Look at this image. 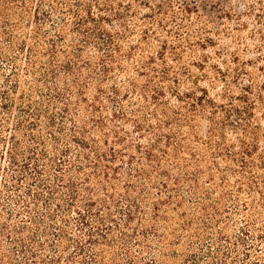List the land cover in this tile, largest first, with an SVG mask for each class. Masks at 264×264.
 <instances>
[{"label":"trees","instance_id":"16d2710c","mask_svg":"<svg viewBox=\"0 0 264 264\" xmlns=\"http://www.w3.org/2000/svg\"><path fill=\"white\" fill-rule=\"evenodd\" d=\"M221 4L0 0V264H264V84L206 52L264 0Z\"/></svg>","mask_w":264,"mask_h":264},{"label":"rangeland","instance_id":"374dc122","mask_svg":"<svg viewBox=\"0 0 264 264\" xmlns=\"http://www.w3.org/2000/svg\"><path fill=\"white\" fill-rule=\"evenodd\" d=\"M206 1V0H204ZM221 2L223 9L234 7L236 12L243 11V0H213ZM231 19L220 18L213 26L215 30H222L219 36L213 35L218 44L214 48H209L206 52H214L218 48L228 50L239 57L240 63L245 64L248 75H251L259 83L264 84V17L257 22L255 14L253 16H241L240 21H236V16H229ZM259 33H256V32Z\"/></svg>","mask_w":264,"mask_h":264}]
</instances>
